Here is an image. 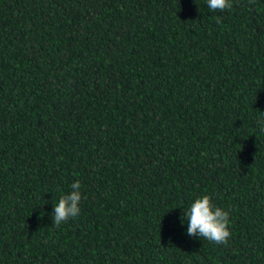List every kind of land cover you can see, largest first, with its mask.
<instances>
[{
	"label": "trees",
	"instance_id": "obj_1",
	"mask_svg": "<svg viewBox=\"0 0 264 264\" xmlns=\"http://www.w3.org/2000/svg\"><path fill=\"white\" fill-rule=\"evenodd\" d=\"M230 2L0 0V264H264V0Z\"/></svg>",
	"mask_w": 264,
	"mask_h": 264
},
{
	"label": "clouds",
	"instance_id": "obj_2",
	"mask_svg": "<svg viewBox=\"0 0 264 264\" xmlns=\"http://www.w3.org/2000/svg\"><path fill=\"white\" fill-rule=\"evenodd\" d=\"M207 5L212 11H223L233 6L230 0H207ZM70 187L71 192L62 195L58 203H55L52 219L56 226H60L70 218L77 217L80 213L81 183L76 180ZM184 217L188 221L187 234L189 236H199L215 244H228L231 236L229 212L216 206L210 195L205 194L197 198L187 213L184 212Z\"/></svg>",
	"mask_w": 264,
	"mask_h": 264
}]
</instances>
